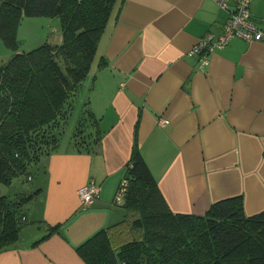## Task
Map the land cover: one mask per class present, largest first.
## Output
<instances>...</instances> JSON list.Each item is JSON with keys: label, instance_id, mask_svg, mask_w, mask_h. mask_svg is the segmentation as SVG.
Instances as JSON below:
<instances>
[{"label": "crops", "instance_id": "crops-1", "mask_svg": "<svg viewBox=\"0 0 264 264\" xmlns=\"http://www.w3.org/2000/svg\"><path fill=\"white\" fill-rule=\"evenodd\" d=\"M116 7L98 46L106 63L91 76L97 107L107 97L95 116L100 139L90 152L57 145L33 169L30 225L18 246L0 252V264H84L75 248L120 217L113 199L134 143L172 212L202 215L235 196L247 215L264 210V39L233 38L202 69L191 49L206 33L221 34L227 15L213 0H117ZM249 8L264 30V0ZM89 183L99 197L82 209L78 190ZM56 224L58 233L32 246Z\"/></svg>", "mask_w": 264, "mask_h": 264}, {"label": "trees", "instance_id": "trees-1", "mask_svg": "<svg viewBox=\"0 0 264 264\" xmlns=\"http://www.w3.org/2000/svg\"><path fill=\"white\" fill-rule=\"evenodd\" d=\"M116 5L117 0H0V40L15 50L0 63L2 185L22 175L27 179L57 147L56 131L70 114L72 96L95 75L94 67L106 63L98 46L117 16ZM24 17L58 18L61 44L45 42L17 51ZM90 117L94 121L92 113ZM77 133L73 143L78 152L92 151L100 139L93 132ZM125 178L118 220L75 248L84 264H264V210L247 215L242 197L235 196L211 203L202 215L172 212L137 143ZM37 194H0V252L18 246L26 206ZM60 229L59 224L48 225L32 246Z\"/></svg>", "mask_w": 264, "mask_h": 264}, {"label": "rangeland", "instance_id": "rangeland-1", "mask_svg": "<svg viewBox=\"0 0 264 264\" xmlns=\"http://www.w3.org/2000/svg\"><path fill=\"white\" fill-rule=\"evenodd\" d=\"M17 36L19 41L17 51H30L45 42L51 45H59L62 42L61 24L58 18L24 17L19 26ZM13 53H15V50L7 49L0 40V63L7 61ZM94 72L97 75L96 77H98L99 73L96 72V70H94ZM96 100L97 82L96 79L89 76L72 96L70 114L65 123L56 131L60 150H71L75 148L73 139L74 135L77 133V128H79V133H77L78 136H86L91 132L95 134V127L92 126L95 123V119L93 121L90 114L92 113L94 118L95 116L98 117L103 108L104 100L107 102V97L106 99L102 98L101 104L98 107L96 105ZM80 123L83 125L81 126ZM31 172L34 177L32 181L31 175H29L27 179L25 175H22L13 178L10 186L0 183V194L13 197L17 192L29 193L35 190L38 175L35 170ZM116 207L113 218H117L119 214L117 210H120V208L118 206ZM26 212L28 213V221H26L24 228L30 225L29 210L26 209Z\"/></svg>", "mask_w": 264, "mask_h": 264}, {"label": "built area", "instance_id": "built-area-1", "mask_svg": "<svg viewBox=\"0 0 264 264\" xmlns=\"http://www.w3.org/2000/svg\"><path fill=\"white\" fill-rule=\"evenodd\" d=\"M222 10L226 12L221 34L215 36L206 33L192 47L191 53L199 57V66L204 68L209 63L208 55L215 48L225 46L233 38L245 41L264 39V30H261L253 22L250 13L251 0H213ZM167 123L162 120V124ZM127 178L120 181L113 199V204H121L127 188ZM99 187L93 183L85 184L78 190V198L82 209H86L99 197Z\"/></svg>", "mask_w": 264, "mask_h": 264}]
</instances>
